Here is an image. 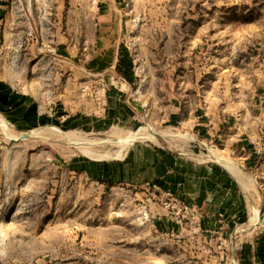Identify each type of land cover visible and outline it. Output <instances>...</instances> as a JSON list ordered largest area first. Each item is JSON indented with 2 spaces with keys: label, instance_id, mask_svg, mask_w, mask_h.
Returning a JSON list of instances; mask_svg holds the SVG:
<instances>
[{
  "label": "rangeland",
  "instance_id": "374dc122",
  "mask_svg": "<svg viewBox=\"0 0 264 264\" xmlns=\"http://www.w3.org/2000/svg\"><path fill=\"white\" fill-rule=\"evenodd\" d=\"M0 264H264V0H0Z\"/></svg>",
  "mask_w": 264,
  "mask_h": 264
},
{
  "label": "crops",
  "instance_id": "0c3cea01",
  "mask_svg": "<svg viewBox=\"0 0 264 264\" xmlns=\"http://www.w3.org/2000/svg\"><path fill=\"white\" fill-rule=\"evenodd\" d=\"M190 180H196L197 183L200 182L201 188H198V185H194V187L193 185L189 186L188 181ZM229 180L228 178H223L220 173L208 168V173L204 170V173L199 175V178L196 179L188 173L184 174V176L180 178V183L182 191L188 196L192 194L195 197H199L197 194L202 191L201 193H203L204 197L202 201L203 209L207 212L206 214L215 215L217 212H226L228 208L231 207L232 198L230 192L227 190L230 185V183L228 184ZM205 183L208 186L205 187ZM219 194L221 195L220 198H218Z\"/></svg>",
  "mask_w": 264,
  "mask_h": 264
},
{
  "label": "bare ground",
  "instance_id": "6f19581e",
  "mask_svg": "<svg viewBox=\"0 0 264 264\" xmlns=\"http://www.w3.org/2000/svg\"><path fill=\"white\" fill-rule=\"evenodd\" d=\"M2 126H4V125H2ZM4 128H6V127H4ZM51 130H54V129H51ZM57 132V131H56ZM5 134V133H4ZM64 134V133H63ZM166 136V137H169V135L168 134H165V133H159V132H156V131H153L150 127H143V128H141V129H139L137 132H134V133H132V135H131V137H130V143L129 144H125V145H123V144H121L122 145V147L119 149V151L117 152V153H115V154H113L112 156H110V155H108V153L106 154V155H104V156H100V157H102V159H105V158H112V159H122L123 158V154H124V149H125V147L126 146H128V145H130V144H132V143H135V142H137V141H141V140H147V141H155L156 139V136ZM65 136V135H64ZM11 137V136H10ZM15 137V136H14ZM7 138H8V136H7ZM56 138V137H55ZM173 138V137H172ZM114 140L116 139V138H113ZM190 139V138H189ZM73 140V139H72ZM120 140V139H119ZM163 140V139H162ZM192 140V139H191ZM116 141V140H115ZM115 141H113L114 143H116ZM72 142V141H71ZM126 142V141H125ZM121 143V142H120ZM73 144V143H72ZM117 144V143H116ZM83 145V144H82ZM119 145V144H118ZM121 145H119V146H121ZM157 145H159V143H157ZM86 146V145H85ZM79 147V146H78ZM84 148V147H83ZM82 148V149H83ZM91 149V148H90ZM85 150V149H84ZM86 150H87V148H86ZM126 150V149H125ZM113 151V150H112ZM80 152H81V150H80ZM91 152H93V151H91ZM81 153H83V152H81ZM86 153V152H85ZM96 153V152H95ZM94 153V154H95ZM126 153V152H125ZM88 154V153H87ZM97 154H99V153H97ZM127 154V153H126ZM86 155V154H85ZM100 155H102V154H100ZM209 157H208V160H211V161H213V162H217V163H219V164H221L223 167H225L228 171H230L232 174H235V175H240V174H238V168L234 165V164H232L231 162H228V161H225V160H222L221 158H219V157H217L216 155H214L212 152H211V154L210 155H208ZM94 157V156H93ZM94 159H101V158H94ZM240 173V172H239ZM237 179V178H236ZM240 180V179H239ZM254 214V213H253ZM254 216V215H253ZM258 216H259V210H256L255 211V217L253 218V220H251V221H253L252 223L254 224V223H256L257 221H258ZM252 225V224H251ZM255 225V224H254ZM250 227V226H249ZM248 228V227H247ZM240 229V228H239ZM243 229V228H242ZM242 229H240V231H241V233L240 234H242V231H244V229L242 230ZM250 229V228H249ZM248 230V229H247ZM251 233H252V231H251ZM250 233V234H251ZM247 235V234H246ZM242 236V235H241ZM240 236V237H241ZM252 235H250V237H251Z\"/></svg>",
  "mask_w": 264,
  "mask_h": 264
}]
</instances>
